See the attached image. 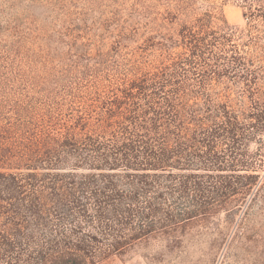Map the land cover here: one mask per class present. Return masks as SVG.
Instances as JSON below:
<instances>
[{"label":"trees","instance_id":"16d2710c","mask_svg":"<svg viewBox=\"0 0 264 264\" xmlns=\"http://www.w3.org/2000/svg\"><path fill=\"white\" fill-rule=\"evenodd\" d=\"M0 0V264H110L261 214L264 0Z\"/></svg>","mask_w":264,"mask_h":264},{"label":"rangeland","instance_id":"374dc122","mask_svg":"<svg viewBox=\"0 0 264 264\" xmlns=\"http://www.w3.org/2000/svg\"><path fill=\"white\" fill-rule=\"evenodd\" d=\"M223 21L214 26L238 34L244 28L243 8L233 0L223 6ZM264 178V166L260 172ZM261 214L248 219L247 234L243 239L229 237L216 264H264V239L256 237ZM208 235L194 236L186 246L171 248L162 238L143 242L110 264H211Z\"/></svg>","mask_w":264,"mask_h":264}]
</instances>
